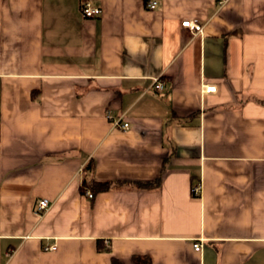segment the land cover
I'll return each mask as SVG.
<instances>
[{"label":"crops","instance_id":"obj_1","mask_svg":"<svg viewBox=\"0 0 264 264\" xmlns=\"http://www.w3.org/2000/svg\"><path fill=\"white\" fill-rule=\"evenodd\" d=\"M145 1L0 0V264H264V0Z\"/></svg>","mask_w":264,"mask_h":264},{"label":"built area","instance_id":"obj_2","mask_svg":"<svg viewBox=\"0 0 264 264\" xmlns=\"http://www.w3.org/2000/svg\"><path fill=\"white\" fill-rule=\"evenodd\" d=\"M216 2V4L221 5L223 3H225L227 0H214ZM155 6V0H146L145 1V8L146 9H152ZM79 13L81 15L82 18H94L99 14V9L96 7H91L89 5V3L87 1H82L79 5ZM181 26L186 27L187 29H189V31H191V33L193 34H197V33H201V26L198 25L197 23L193 22V21H182L180 23ZM152 89L155 91H158L161 89L162 85L161 83L156 80L153 79V83L151 85ZM214 91V86L212 85H204L201 89V92H213ZM106 118L111 120L112 126L119 130V131H127L128 130V125L125 122L120 121V119H111L110 115L108 113H106ZM200 191V186L199 183L197 182L196 184H194L191 189H190V193L193 196H197L199 194ZM85 197L90 198L91 194L89 191H85L84 192ZM47 201L46 199H39L36 202V206H35V211L36 213H42L43 211H45L47 209ZM50 248V247H46ZM191 248L193 251H199L200 248V241H196L193 242L191 244Z\"/></svg>","mask_w":264,"mask_h":264},{"label":"trees","instance_id":"obj_3","mask_svg":"<svg viewBox=\"0 0 264 264\" xmlns=\"http://www.w3.org/2000/svg\"><path fill=\"white\" fill-rule=\"evenodd\" d=\"M88 168V167H87ZM108 184L106 182H96L90 181L86 185H81V192H84L86 189L89 190L92 194L102 192L107 189ZM135 264H148L147 258L143 257H134ZM141 262H138L140 261ZM111 264H119L115 259H111Z\"/></svg>","mask_w":264,"mask_h":264}]
</instances>
